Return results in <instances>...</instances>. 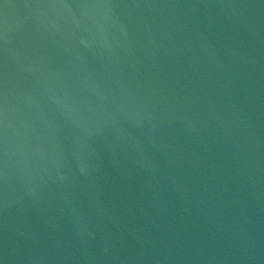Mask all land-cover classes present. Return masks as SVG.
Instances as JSON below:
<instances>
[{
    "label": "water",
    "instance_id": "obj_1",
    "mask_svg": "<svg viewBox=\"0 0 264 264\" xmlns=\"http://www.w3.org/2000/svg\"><path fill=\"white\" fill-rule=\"evenodd\" d=\"M0 264H264V0H0Z\"/></svg>",
    "mask_w": 264,
    "mask_h": 264
}]
</instances>
